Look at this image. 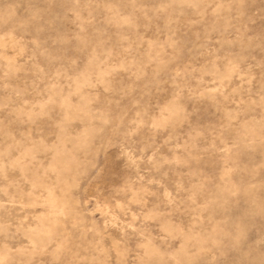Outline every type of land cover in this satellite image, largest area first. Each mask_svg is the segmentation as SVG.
<instances>
[{
	"label": "rangeland",
	"instance_id": "1",
	"mask_svg": "<svg viewBox=\"0 0 264 264\" xmlns=\"http://www.w3.org/2000/svg\"><path fill=\"white\" fill-rule=\"evenodd\" d=\"M0 264H264V0H0Z\"/></svg>",
	"mask_w": 264,
	"mask_h": 264
}]
</instances>
